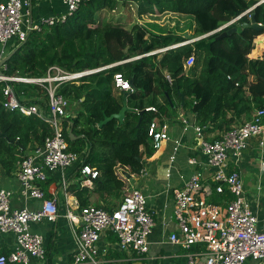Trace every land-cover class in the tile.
I'll use <instances>...</instances> for the list:
<instances>
[{"label":"trees","instance_id":"obj_1","mask_svg":"<svg viewBox=\"0 0 264 264\" xmlns=\"http://www.w3.org/2000/svg\"><path fill=\"white\" fill-rule=\"evenodd\" d=\"M136 1L139 16L165 12L190 15L196 24L195 37L210 35L193 45L183 44L151 54L188 39L173 32L156 34L139 24H129L128 28L132 15L128 22L117 19L113 15L119 5L116 0H85L65 23L43 26L40 31L31 32L26 42L16 44V52L3 72L10 77H45L52 66L77 72L141 57L85 76L78 84H64L59 90L71 102L81 105L75 118L64 123L69 150L78 154L89 150L84 154L83 164H94L101 170L94 181L104 188L124 186L116 175L118 165L128 167L132 174L142 171L141 147L148 156L154 154L148 126L160 116L146 112L147 107H157L162 115L178 107L190 109L201 126L211 124L213 130L226 131L231 130L235 119L242 115L249 117L256 109L264 108V56L249 58L257 48V39L264 35V29L243 27L251 22L252 15L264 26V2L258 5L262 0ZM238 17L239 20L228 25ZM225 25L228 26L220 30ZM233 27H238L236 33L218 39ZM12 51L8 50V54ZM192 54L197 58L193 73L202 63L199 77L186 74L185 61ZM118 73L133 80L134 92L128 104L143 112L142 121L138 126L139 116L134 113L133 117L129 114L123 124L113 120L98 128L106 116L122 108L112 96L114 75ZM166 74L173 78L172 84ZM12 85L21 102L47 107L49 98L43 88ZM4 86L0 82V133L5 135L0 137V176L2 170L10 173L16 168L29 146L42 145L52 133L49 124L36 116L25 117L7 111L3 107ZM230 112H233L232 117ZM67 129H72L77 139L72 140ZM84 190L79 184L73 188L82 207L87 206L82 199Z\"/></svg>","mask_w":264,"mask_h":264},{"label":"built area","instance_id":"obj_2","mask_svg":"<svg viewBox=\"0 0 264 264\" xmlns=\"http://www.w3.org/2000/svg\"><path fill=\"white\" fill-rule=\"evenodd\" d=\"M84 1L64 0L67 7L65 14L42 19L39 23L32 20L31 0H6L0 3V82L5 84L2 90L3 107L25 117L36 116L46 121L52 132L42 145L36 146L31 154L23 157L16 175L23 194L30 199L42 201V208L37 211L27 208L13 210L12 192L2 188L0 184V231L13 233L17 237L15 251L9 255L0 254V264H30L32 259L46 258L44 237L34 233L31 225L44 221L55 223L62 216L57 199L46 198L44 191L36 185L37 181H46L49 174L78 162L82 165L83 185L90 184L91 180L100 176L98 169L83 164L81 154L69 150L64 123L69 118L72 102L59 90L64 84H78L85 76L114 65L77 72H67L58 66H52L45 77H10L3 73L7 69L3 61L8 55L11 40L15 39L16 44H21L26 42L31 32L40 31L43 26L52 27L65 23ZM253 9L254 7L246 13ZM195 64L196 56L192 54L185 61V67L191 68ZM166 79L170 84L173 83L170 74H166ZM12 83L43 88L49 98L47 107L21 102ZM113 83L122 92H134L130 80L122 73L114 75ZM145 111L160 116L148 126L151 146L158 152L171 141L170 125L162 118L157 107H147ZM180 122L185 132L190 128L194 129L199 139V149L208 157V166L213 172L209 181L201 171H196L185 180L181 188L173 191L177 231L170 235V243L181 245L186 250L194 246L203 247V251L189 253L186 264H248L250 260L261 264L264 261V230L258 228V218L247 201L241 173L229 170L228 165L232 158L236 162L241 158L252 139L260 138V145L264 146V108L255 110L250 120L233 127L212 142L204 138L205 127L192 122L185 115L180 118ZM174 143L171 162L175 160V154L181 146L179 140ZM188 162L191 166L198 164L196 158H189ZM170 173L168 170V176ZM65 182L63 180L64 185ZM227 193L231 199L224 197L221 203L211 200L214 194L225 196ZM78 209V213L69 209L64 215L74 226L76 242L70 264H102L100 257L106 250L100 249L99 241L108 232L117 236L118 247L122 252L137 256L149 252V237L155 227V220L148 207V197L142 191L134 188L128 190L119 207L112 212L95 206Z\"/></svg>","mask_w":264,"mask_h":264},{"label":"crops","instance_id":"obj_3","mask_svg":"<svg viewBox=\"0 0 264 264\" xmlns=\"http://www.w3.org/2000/svg\"><path fill=\"white\" fill-rule=\"evenodd\" d=\"M5 1L6 0H0V3H4ZM116 1L119 5L114 13L120 9H125V7L131 11V13H129V15L127 14L126 16H116L113 14L122 22H128L129 17L132 15L131 23H127L128 28L130 25L139 24L141 26L147 27L151 32L156 34L169 33L171 30L174 33V29H166V24L164 26L163 24H157L158 20H155V18L161 17L162 15H158L160 13L139 16L138 1ZM66 12L67 7L64 3V0H31V14L34 23H39L42 19L61 16ZM166 13L167 12L164 14ZM195 28L196 24L194 21V30L189 31L181 29L177 31L176 29L174 34L183 38H187L188 40L185 41V45H193L196 41L202 39V37H195ZM256 43V50L251 55H249V58L251 59L262 55L258 52L259 49L264 51V35L260 36ZM15 46L16 40L13 39L8 44V50H16L14 49ZM172 47H169L163 51L173 49ZM176 47L179 46H175L174 48ZM159 51L160 50L151 54L160 53ZM140 58L141 57H137L126 62L134 61ZM126 62L117 63L115 65H121ZM187 69L188 68H186V74L191 76V74L187 73ZM201 69L202 63L198 65V70L196 71L198 72V75L195 76L192 74V77H199L201 74ZM124 93L125 92L116 89L113 83L112 96L116 98L122 106ZM130 94L131 93H129V96ZM129 96L127 97V104ZM159 100L163 102L162 98H159ZM128 107L134 111L129 112L126 115L125 120L128 118L129 114H131L130 116L133 117L134 113H137L139 116V126L143 115L140 116V111L131 107L130 104H128ZM79 110H81L80 103L74 102V109L69 110L70 112L68 119L75 118ZM254 112L249 117L242 115L240 118L235 119L231 129L250 120ZM229 114V116H233V112H230ZM183 115H185V117L190 119L192 122L200 125L198 123L197 116L195 114H191L190 109H185L183 107L174 108L173 112L169 111L167 115H162V118L165 119L170 125L169 133L171 141L166 143L163 149L160 151L154 152L152 156H148L147 153H145L144 148L141 147L143 157L140 158L139 161L143 163V168L139 174H132L128 167H122L118 165L116 169L118 167L124 168V170L121 172L123 173L122 176H119V173L116 171V175L118 176L119 180H121L124 184L122 188L100 187L96 185L94 180H91L90 184L88 185H83V177L81 174L82 165L80 162L70 166L69 168L58 170L52 174H49L46 181H37L36 185L44 191L46 198L57 199L62 217H60L55 223L44 221L31 225V230L34 233L40 234L44 237L46 258L44 260L32 259L30 264H70L73 261V255L76 249L74 226L64 215L69 209L73 210L75 213H78V208L82 207L78 197L73 192V188L76 186V184H79L80 188L85 189L82 199L87 203V206L99 207L109 212H112L119 207L125 194L132 188L142 191L148 197V207L155 220V227L149 237V252L143 256H137L135 254L129 255L125 252H122L118 247L117 236L111 232H108L105 233L99 241L100 249L106 250V253L102 254L100 257V259L103 261L102 264H186L189 253L203 251L204 249L202 246H194L192 249L186 250L181 245H174L169 241L170 235L177 231V223L174 220L173 191L177 188H181L185 180H188L196 171H201L205 178L209 181L213 172V169L208 166V157L204 155L199 149V139L197 138L194 129L190 128L186 132L183 130V126L180 122V118ZM203 127H205L204 138L210 142L220 138L224 133L227 132L226 130H213L211 124ZM70 130L71 129H67V132L70 133ZM75 139L77 138H74V140ZM175 140H179L181 142V146L178 152L175 154V160L171 162V157L174 154ZM36 146L38 145L35 144L33 146H29L23 156L31 154ZM88 151L89 150L86 149L85 152L80 153L83 159L84 154L86 153L87 155ZM189 158H196L198 164L191 166L188 162ZM91 166L98 169V167H96L94 164H91ZM228 167L229 170H237L241 173L244 181V189L247 201L254 214L258 218V228L260 230H264V146L262 147L260 145V138L252 139L250 141V146L243 153L241 158L237 162L232 158ZM18 170L19 162L16 164V168L12 172L7 173L5 170H2L0 176L1 187L12 192L11 208L13 210H21L24 208H27L31 211L40 210L43 204L42 201L30 199L23 194L21 185L16 176ZM168 170L171 171L169 176ZM126 173L131 175L133 184L127 178ZM63 180L66 181V185H64ZM228 194L229 193H227L225 196L229 199L230 195L228 196ZM223 199L224 196L217 194H214L211 198V200L215 203H221ZM16 247V235L13 233H3L0 231V254L9 255L15 251ZM248 264L257 263L253 260H250ZM261 264H264V261Z\"/></svg>","mask_w":264,"mask_h":264},{"label":"water","instance_id":"obj_4","mask_svg":"<svg viewBox=\"0 0 264 264\" xmlns=\"http://www.w3.org/2000/svg\"><path fill=\"white\" fill-rule=\"evenodd\" d=\"M264 2V1H263ZM263 2L259 3L258 5L262 4ZM243 27H251L253 29H257V30H262L264 29V26L261 25V24H258L256 22V19H255V16L252 15V19H251V22L250 23H245L243 24ZM238 31V27H233L232 29L230 30H227L225 32H223L219 37L218 39H221L223 37H226L228 35H231L232 33H236ZM210 35V34H208ZM208 35H205V36H202V38H205L207 37ZM174 48V47H172ZM163 51V50H161ZM159 51V52H161ZM16 52V50L12 51L8 56H6V58L4 59L3 61V64H6L8 62V60L14 55V53ZM130 84L131 86L133 87L134 89V83H133V80H130ZM129 96V93L128 92H125L124 93V96H123V106L122 108L120 109V111L118 113H115L111 116H106L104 118V120H102L99 124H98V128H102L104 125L108 124L109 122L113 121V120H117L120 124H123L124 121H125V118H126V115L128 112H131V111H134L132 110L131 108L128 107V104H127V97ZM184 96H182V104H184ZM139 115L142 116L143 115V112H139ZM5 135L0 133V137H4ZM69 136L71 137L72 140H74V138H76L73 134V130L71 129L70 130V133H69ZM140 160V159H139ZM126 176L127 178L130 180V182L133 184V180L131 179V175L129 173H126Z\"/></svg>","mask_w":264,"mask_h":264},{"label":"rangeland","instance_id":"obj_5","mask_svg":"<svg viewBox=\"0 0 264 264\" xmlns=\"http://www.w3.org/2000/svg\"><path fill=\"white\" fill-rule=\"evenodd\" d=\"M129 13H131V11L129 9H127L125 7V9H120L118 10L116 13H114L116 16H122V15H129ZM159 16L162 15L161 17H156L155 20H158L157 24L161 25L163 24V26L166 24L167 28L166 29H174L176 31L184 29V30H194V19L191 16H186V15H179L177 13H170L167 12L166 14L164 13H160L158 14ZM174 31V33H175ZM172 32V30L170 31ZM188 35V34H186ZM264 56V51H261V49H259V52ZM257 56V55H256ZM196 62H197V58H196ZM193 67L192 68H188L187 69V73L188 74H195V76L198 75V72H192ZM198 70V69H197ZM77 106V105H76ZM71 109H74V102H72L71 104ZM80 128V127H79ZM124 170V168H117L116 171L119 173V176H122L123 173H121Z\"/></svg>","mask_w":264,"mask_h":264}]
</instances>
